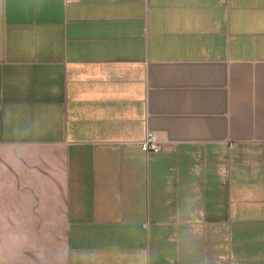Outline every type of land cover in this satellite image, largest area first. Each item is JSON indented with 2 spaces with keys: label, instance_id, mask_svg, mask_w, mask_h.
Masks as SVG:
<instances>
[{
  "label": "crops",
  "instance_id": "obj_1",
  "mask_svg": "<svg viewBox=\"0 0 264 264\" xmlns=\"http://www.w3.org/2000/svg\"><path fill=\"white\" fill-rule=\"evenodd\" d=\"M0 264H264V0H0Z\"/></svg>",
  "mask_w": 264,
  "mask_h": 264
},
{
  "label": "built area",
  "instance_id": "obj_2",
  "mask_svg": "<svg viewBox=\"0 0 264 264\" xmlns=\"http://www.w3.org/2000/svg\"><path fill=\"white\" fill-rule=\"evenodd\" d=\"M141 148L146 153H159L162 150L161 143L156 136L152 133H148L141 143Z\"/></svg>",
  "mask_w": 264,
  "mask_h": 264
}]
</instances>
